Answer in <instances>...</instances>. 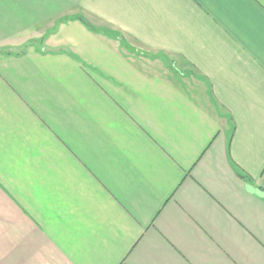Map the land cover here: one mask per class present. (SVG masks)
Here are the masks:
<instances>
[{
	"label": "crops",
	"instance_id": "0c3cea01",
	"mask_svg": "<svg viewBox=\"0 0 264 264\" xmlns=\"http://www.w3.org/2000/svg\"><path fill=\"white\" fill-rule=\"evenodd\" d=\"M0 264H264V0H0Z\"/></svg>",
	"mask_w": 264,
	"mask_h": 264
},
{
	"label": "rangeland",
	"instance_id": "374dc122",
	"mask_svg": "<svg viewBox=\"0 0 264 264\" xmlns=\"http://www.w3.org/2000/svg\"><path fill=\"white\" fill-rule=\"evenodd\" d=\"M42 42H43V39L42 41L39 39H31L30 41H28L26 44L20 46V48L18 49H10V48H7V47H4V48H0V53H5V52H8V53H12L14 51V53H18V52H22V51H31V50H39L42 48Z\"/></svg>",
	"mask_w": 264,
	"mask_h": 264
},
{
	"label": "trees",
	"instance_id": "16d2710c",
	"mask_svg": "<svg viewBox=\"0 0 264 264\" xmlns=\"http://www.w3.org/2000/svg\"><path fill=\"white\" fill-rule=\"evenodd\" d=\"M11 53L5 52V53H0V55H4V56H9Z\"/></svg>",
	"mask_w": 264,
	"mask_h": 264
}]
</instances>
